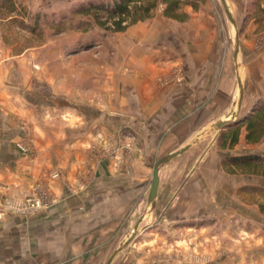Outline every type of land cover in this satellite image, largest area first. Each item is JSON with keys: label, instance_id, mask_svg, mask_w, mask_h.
<instances>
[{"label": "crops", "instance_id": "1", "mask_svg": "<svg viewBox=\"0 0 264 264\" xmlns=\"http://www.w3.org/2000/svg\"><path fill=\"white\" fill-rule=\"evenodd\" d=\"M184 11L183 20L156 15L123 31L132 71L116 88L108 87L118 93L114 98L94 104L57 101L60 93L38 81L17 87L0 83V204L5 195L23 197L45 181L59 197L33 217L0 219V264H106L144 219L155 162L194 141L161 168L158 222L148 226L143 220L130 247L112 263L164 264L146 249L164 247L165 221L185 220L172 214L189 207L191 201L185 206L178 196L194 174L228 172L229 157L264 155V140L246 143L245 126L236 145H230L229 132L264 96V43L256 45L255 36L244 39L239 118L216 131L212 123L226 117L239 96L230 26L224 21L220 26L201 7ZM122 129L133 148L109 154ZM27 133L33 155L18 147ZM78 179L87 180L86 186L72 194L68 187ZM201 200L200 210H209ZM242 263L264 264V255Z\"/></svg>", "mask_w": 264, "mask_h": 264}, {"label": "rangeland", "instance_id": "2", "mask_svg": "<svg viewBox=\"0 0 264 264\" xmlns=\"http://www.w3.org/2000/svg\"><path fill=\"white\" fill-rule=\"evenodd\" d=\"M15 1L28 7L32 15L41 13L42 19L36 34H33L19 21H11L13 16L1 12V84L17 87L19 84L33 85L38 81L57 91L55 93H60L57 94V101H63L64 97H67L76 102L94 104L117 96L118 93L114 88L119 82H123L120 78H126L132 71L124 51L127 46L126 33L105 30L99 27L91 16H78L77 20L66 24L64 31L58 27L60 21H67L69 17L75 15L74 10L94 0ZM226 1L238 23L240 48L244 39L248 38L251 42L252 36H255L256 45L264 43V18L254 15L255 0ZM200 7L205 15L213 17L217 23L220 22V26L223 21L230 26L231 44L235 46L236 28L228 18L222 0H207ZM163 9L164 6L160 4L154 17L161 15L165 20ZM84 22L90 25L84 27L82 26ZM121 46L124 49H121ZM238 63L240 73L243 66L239 58ZM110 85L114 88H108ZM234 109H236L235 105L229 113ZM132 141L125 129L120 130L117 144L110 149L109 154L133 148ZM18 147L24 153L34 154V141L29 133L24 134ZM258 149L256 151H261ZM116 156L113 158L120 161ZM256 170V173L253 169H247L237 174L225 171L213 172L203 177L200 173L194 174V179L180 191L178 196L179 199L183 198L181 201L184 203L190 200L189 207L185 209L183 206V209L174 210L172 214L175 217H179L180 214L185 220L178 221L181 222L178 225L172 223L175 220L165 221L167 241L164 247L155 249L148 246L146 251L155 261L164 264H243L242 262L248 259L264 255V170L260 168ZM56 174L60 176L62 173ZM86 181L78 179L70 184L69 192L78 193L84 189ZM198 181H202L201 185ZM220 189L223 190L221 193ZM56 195L48 181L23 197L7 194L0 204V219L9 214L30 218L43 213L58 201L59 197ZM30 198H39L44 205L26 214L19 213L17 206L12 205L5 214H2L6 204L24 205ZM199 199L207 202L206 204L210 206L209 210H200L205 206L199 201L197 204ZM209 203H212V206ZM148 204L144 211V219L140 223L146 219V225L153 226L158 222L160 212L156 210L157 207L152 208L149 202ZM169 214L171 216V213L167 216ZM139 224L136 226L137 229ZM129 236L125 237L121 244ZM175 241L180 243L176 244ZM128 246L130 247V244L124 249Z\"/></svg>", "mask_w": 264, "mask_h": 264}, {"label": "trees", "instance_id": "3", "mask_svg": "<svg viewBox=\"0 0 264 264\" xmlns=\"http://www.w3.org/2000/svg\"><path fill=\"white\" fill-rule=\"evenodd\" d=\"M206 2L207 0H94L74 10L75 15L69 17L67 21H60L58 27L64 31L66 24L74 22L78 16H91L99 27L113 32H122L131 25L152 19L160 4L164 6L163 15L165 17L183 20L188 18V14L184 11L186 5L198 10L200 5ZM253 2L256 4L254 15L261 16L259 17L261 19L264 18V0ZM1 12L13 16L11 21H19L22 26L28 28L33 34H36V30L40 27L42 14L32 15L28 7L17 4L15 0H0V14ZM82 24L84 27L90 25L88 22ZM235 124L234 128L229 129V132H231V146L239 142L243 126L246 128L245 139L247 144L262 142L264 140V96L258 99L251 111ZM224 165L226 170L232 174L241 173L247 169H253L256 173V169L264 170V155L249 153L233 156L227 158Z\"/></svg>", "mask_w": 264, "mask_h": 264}, {"label": "water", "instance_id": "4", "mask_svg": "<svg viewBox=\"0 0 264 264\" xmlns=\"http://www.w3.org/2000/svg\"><path fill=\"white\" fill-rule=\"evenodd\" d=\"M222 3L224 5L225 11L227 13V16L229 18V20L231 21V23L234 25V27L236 28V35H235V46H234V57L237 63V69H238V58H239V53L240 51V30L238 27V23L237 21H235V17L231 11V8L229 7V4L227 3L226 0H222ZM238 85H239V96L237 99V102L235 104L236 109H234L231 113H228V115L224 118L218 119L216 120L214 123H212L211 127L212 129L216 130V131H220L222 129H225V127L230 126L231 124H233L234 122H236L239 118V114H240V108L242 105V100L244 98V82L242 80V77L240 75V73H238ZM200 137V136H199ZM198 138V137H197ZM194 143V141L188 143L186 146L182 147L181 149L165 155L164 157L160 158L158 161L155 162V164L153 165V176H152V183H151V188H150V193H149V197H148V202L151 204L152 208L156 207V198L158 195V189H159V185H160V171L161 168L167 164L169 161H171L172 159H174L175 157H177L178 155L186 152ZM137 231L138 229L136 228L135 232L132 233L131 236H129V238L127 240H125L120 247L115 251V253H113L112 257L109 259V261L106 264H112V262L114 261V258L124 249V247L128 244H130V242L135 238V236L137 235Z\"/></svg>", "mask_w": 264, "mask_h": 264}, {"label": "built area", "instance_id": "5", "mask_svg": "<svg viewBox=\"0 0 264 264\" xmlns=\"http://www.w3.org/2000/svg\"><path fill=\"white\" fill-rule=\"evenodd\" d=\"M12 205L17 206L16 208L19 210V213L26 214V213H29V211L31 212L33 210L41 208L44 204L42 203V200L39 198L38 199L30 198L27 200V202L24 205L8 203L4 206V208L2 210V214H5V212Z\"/></svg>", "mask_w": 264, "mask_h": 264}]
</instances>
